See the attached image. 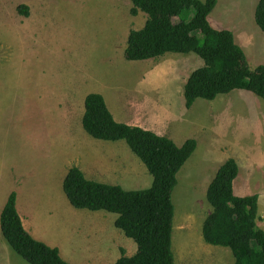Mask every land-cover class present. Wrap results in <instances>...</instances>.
I'll list each match as a JSON object with an SVG mask.
<instances>
[{
    "label": "rangeland",
    "instance_id": "rangeland-1",
    "mask_svg": "<svg viewBox=\"0 0 264 264\" xmlns=\"http://www.w3.org/2000/svg\"><path fill=\"white\" fill-rule=\"evenodd\" d=\"M257 2L217 0L208 17L234 34L252 70L264 65ZM131 7L129 0H0V210L14 191L26 230L69 264H114L135 254L136 243L114 225L117 214L77 209L62 189L73 166L125 190L152 184L124 140H99L84 130V98L99 93L116 121L125 123L127 115L135 126L168 129L177 146L197 142L172 192L174 264H234L229 248L203 239L212 211L206 192L218 168L235 159L234 193L258 196L257 225L264 230V100L235 89L186 108L185 82L203 60L195 53L126 59L129 31L147 19ZM0 264H29L1 230Z\"/></svg>",
    "mask_w": 264,
    "mask_h": 264
},
{
    "label": "trees",
    "instance_id": "trees-1",
    "mask_svg": "<svg viewBox=\"0 0 264 264\" xmlns=\"http://www.w3.org/2000/svg\"><path fill=\"white\" fill-rule=\"evenodd\" d=\"M130 13L147 15L141 29L129 31L125 57L146 60L166 53H195L204 62L184 85L186 108L197 99L213 100L220 94L245 89L264 100V65L249 67L234 34L214 28L208 17L217 0H129ZM188 10L193 15L187 19ZM18 11L28 16V7ZM254 19L264 32V0H258ZM84 130L105 141L124 140L152 176L147 189L125 190L120 185L87 179L76 166L64 177L62 189L77 209L117 214L114 225L137 245L132 256L122 254L114 264H174L171 249L174 204L172 192L177 174L196 148L195 139L177 146L172 139L140 126L114 119L104 97L89 93L84 99ZM239 167L227 159L208 185L206 198L212 207L202 225L205 242L230 249L234 264H264V230L257 225L258 196H238L234 180ZM12 191L0 213L2 236L29 264H69L59 250L35 239L24 227Z\"/></svg>",
    "mask_w": 264,
    "mask_h": 264
},
{
    "label": "crops",
    "instance_id": "crops-1",
    "mask_svg": "<svg viewBox=\"0 0 264 264\" xmlns=\"http://www.w3.org/2000/svg\"><path fill=\"white\" fill-rule=\"evenodd\" d=\"M85 99V98H84ZM107 102V101H106ZM108 106V105H107ZM109 108V107H108ZM110 110V109H109ZM112 113V112H111ZM83 114H84V112H83ZM113 115V114H112ZM126 116V119H124V121H125V123L126 124H129V125H134V123L131 121V118H129L127 115H125ZM82 117H83V115H82ZM130 119V120H129ZM138 126V125H137ZM141 127V126H140ZM142 128H144V127H142ZM146 129V128H145ZM153 131V130H152ZM155 133H157V134H159V135H164V136H167L166 134H168V129H167V131H165V132H157V131H154ZM67 172H68V170L66 171V173H65V176H66V174H67ZM64 180V179H63ZM63 183V182H62ZM10 194V193H9ZM9 196V195H8ZM7 201V200H6ZM6 203V202H5ZM16 206H17V201H16ZM2 210V209H1ZM1 210H0V213H1ZM18 211V210H17ZM19 213V212H18ZM20 215V214H19ZM20 217H21V219H22V222H23V218H22V215H20ZM23 225H24V222H23ZM25 227V226H24ZM26 229V228H25Z\"/></svg>",
    "mask_w": 264,
    "mask_h": 264
}]
</instances>
